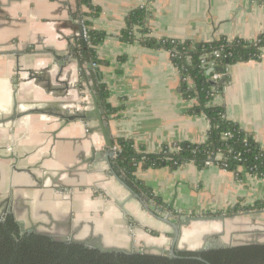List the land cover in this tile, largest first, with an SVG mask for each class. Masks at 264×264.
<instances>
[{
    "label": "crops",
    "instance_id": "1",
    "mask_svg": "<svg viewBox=\"0 0 264 264\" xmlns=\"http://www.w3.org/2000/svg\"><path fill=\"white\" fill-rule=\"evenodd\" d=\"M93 3L101 13L88 18L90 28L106 33L96 46V79L99 87L109 92L106 114L118 109L107 114L112 140L133 139L138 149L144 147L149 153L181 141L204 142L211 122L206 113L193 111L199 104L198 96L188 97L184 90L185 83L189 90L195 83L182 78L169 50L147 46L141 40L147 36L179 40L191 43L192 49L221 38L253 40L264 33V0ZM145 6L150 11L148 32L139 29L142 39L124 41L121 33L127 16ZM80 8L82 14L85 8L81 0ZM76 11L77 0H0V157L3 160L7 154L15 155L18 159L11 164L31 168L43 179L40 187L29 174L13 167V201L19 198L15 194H24L21 197L31 206L32 221L48 223L50 216L68 221L72 214L74 225L97 222L114 240L128 246L139 242L167 248L173 228L149 209L162 217L171 213L230 214L229 209L236 205L264 200V178L242 169L239 176L219 165L202 168L186 162L174 168L137 169V178L167 206L163 209L146 200L148 209L113 175L103 155L90 165L94 150L105 149L98 121L79 119L66 125L58 116L44 114L7 121L16 106L25 110L50 105L70 113L93 109ZM85 29L88 31L86 25ZM226 69V88L212 94L206 105L224 108L227 118L251 133L264 150V51L260 59L235 62ZM56 175L61 186L58 191L49 177ZM24 184L28 187H20ZM238 213L254 218L264 209ZM25 214L27 217V210ZM206 225L197 222L184 226L179 247H190L200 230L210 231V223ZM85 226L90 231V225Z\"/></svg>",
    "mask_w": 264,
    "mask_h": 264
},
{
    "label": "trees",
    "instance_id": "2",
    "mask_svg": "<svg viewBox=\"0 0 264 264\" xmlns=\"http://www.w3.org/2000/svg\"><path fill=\"white\" fill-rule=\"evenodd\" d=\"M83 20L88 28L89 41L82 47V53L93 61L96 59V46L106 33L91 29L88 18L97 17L101 9L93 0H81ZM150 11L141 7L132 11L126 18L127 26L121 33L124 41L132 42L136 35L134 28L141 26L140 31L148 32L147 23ZM147 46L165 48L177 51L173 58L178 66L182 78H190L194 88L184 85L185 95H197L199 104L193 111L207 114L211 128L207 139L202 143L177 142L179 151H171V145L163 146L158 152H146L144 147H136L135 141L129 138L114 139L116 156L112 158V167L127 184L147 201L155 202L165 209L167 206L162 199L154 195L153 190L143 180L135 175L140 166L158 168L162 166L177 167L186 162H194L199 167H207L212 161L215 165L237 173L242 171L260 178H264V150L254 139L253 135L242 129L237 123L228 119L222 107H208L211 90L216 87L224 89L226 82L213 84L208 74L209 62L215 59L219 67L260 59L264 48V33L256 40L235 39L229 42L221 38L212 42H203L192 49L189 42L171 39H156L147 36L141 40ZM220 50L222 55L215 58L213 52ZM212 74V73H211ZM186 81V80H185ZM188 88V89H187ZM109 92L102 89L103 102L107 100ZM118 109H110L107 114L115 113ZM222 153L224 157L217 158ZM242 169V171H240ZM264 200H257L249 206L236 205L229 209V213L262 210ZM219 214V213H216ZM179 257L169 255H154L142 253H126L123 251L102 252L80 243H66L55 241L51 237L34 232H23L13 215H8L0 221V264H264V245H238L233 247L211 248L201 252H177ZM202 257L204 260L198 259Z\"/></svg>",
    "mask_w": 264,
    "mask_h": 264
},
{
    "label": "water",
    "instance_id": "3",
    "mask_svg": "<svg viewBox=\"0 0 264 264\" xmlns=\"http://www.w3.org/2000/svg\"><path fill=\"white\" fill-rule=\"evenodd\" d=\"M77 16L75 17V20H77L81 27V36L83 38V45L85 46L87 41L85 39V25L84 20L81 14V8H80V0H77ZM75 48V47H74ZM72 48V49H74ZM85 61L87 62V70L88 75L86 77L88 81V87L91 90V94L94 99V107L93 109L87 111H75L73 113H70L69 110L62 111L61 109H56L52 106H46L43 105V107L34 106L30 109L25 110H19L18 106H16L15 111L10 116V118L7 121H13L15 122L17 119H20L21 117H25L32 114H44L47 116H58L61 118L64 123L67 125L73 121L82 120L83 122L89 121L91 119H94L98 121L99 123V129L103 133L104 139H105V149L103 151H97L92 153V157L90 159V165L95 163V160L100 157V155H103L106 159V161L111 165L112 167V158H113V152L112 149L114 148V141L111 138L110 135V128L108 125L107 120V114L105 105L101 96V89H104V87H99L98 81L96 79L95 74V68L93 66V60L89 56H85ZM80 63H83L82 60H80ZM224 75L222 81L220 83L225 82L227 78V69L225 67H217ZM212 69L208 70V74L211 75ZM18 81L15 80V83ZM213 84L219 83V81H213L211 80ZM15 87H17V84H15ZM1 123V122H0ZM109 150V151H108ZM101 152V153H100ZM15 161H17L18 157L11 154V156ZM16 171L23 174H29L32 178L35 179V181L40 185V187L43 185V179H39L36 177V175L32 172L31 168L23 167L18 168L15 165H13ZM113 175L117 177V179L120 181L122 185H124L129 191H131L134 196L139 199L145 207L149 209V206L147 204L146 199L135 192L128 184L127 182L119 176L118 172L114 170L112 167ZM51 178V181L53 182L52 186L55 188V190L58 191L60 186L59 182V176H49ZM28 187V185H20V187ZM19 196V198L14 202L11 200V197H2L0 193V207L4 205L3 210L1 211V218L0 221L5 219L8 214H14L16 221L20 225L23 232H34L37 234L45 235L48 237H51L55 241H63L66 243H80L84 244L90 248L98 249L102 252H112V251H123L126 253H142V254H154V255H165L169 254V256L176 258L179 257L177 252H186V251H193V252H201L203 250H209L211 248H223V247H233L238 245H264V227H257L254 230L249 231H243L245 233V240L241 243L235 244V245H218V246H209V238L213 236H218L221 234H224V231L218 232V231H204L202 232L203 241L201 239V246L195 249L189 248V247H179V241L182 235V228L184 226L192 225L193 223L197 222H207V223H215L220 222L223 227H225V223L228 219H233L235 217L240 216L242 213L234 212L233 214H206V215H174L170 214L168 217H162L155 213L153 210L149 209V211L156 217L162 219L166 223L172 226L173 228V238L171 241L170 248H162V247H154V246H145L143 249L135 250L133 247L134 245H126L123 244L120 241L114 240L113 237L109 235V232L105 230L103 226L96 224L94 221L89 222H80L79 224H75L72 222V214L70 215L68 221H59L55 220L53 216L49 217V222H33L29 213L31 210V206L26 204V202L23 200L21 196H23V193H17L15 196ZM6 201V203H5ZM150 202V201H149ZM27 210V217L26 212ZM39 211V210H38ZM170 217H174L176 221H173L170 219ZM37 219V216H35ZM32 225L27 227V223H31ZM90 225V231H88L85 225ZM157 250L159 253H154L153 250ZM200 260H204L201 256L198 257ZM208 264H211L210 262H207Z\"/></svg>",
    "mask_w": 264,
    "mask_h": 264
},
{
    "label": "rangeland",
    "instance_id": "4",
    "mask_svg": "<svg viewBox=\"0 0 264 264\" xmlns=\"http://www.w3.org/2000/svg\"><path fill=\"white\" fill-rule=\"evenodd\" d=\"M7 160L3 159L1 160L0 159V184H4V182L6 180H10V184L11 185H14L12 184L11 180H12V177L15 176V173L13 171V169L11 168L10 170V167H9V162H6ZM6 162V163H4ZM8 177V179H7ZM5 178V179H4ZM3 182V183H2ZM26 189L23 188V191H25ZM14 192H16V189H14ZM0 193L2 195V197H8L6 195L7 193V190H5V188L3 187L2 188V191L0 190ZM134 195V194H133ZM14 197V196H13ZM231 214V213H230ZM163 217H165L163 215ZM254 218H252V216H246L245 217H235L233 219H228L225 223V227H223V225L220 223V222H215V223H210L211 225V230L210 231H218V232H221V231H224V234H221V235H218V236H213V237H210L212 238L209 242V246H218L220 244L222 245H235V244H238V243H241L245 240V233H243V231H251V230H254L256 229L257 227H264V220H262L264 217V213H257L255 214V216H253ZM0 218H1V215H0ZM202 225H206V224H209L207 222H201ZM30 223H27V227H29ZM208 225H206L207 227ZM202 231L203 230H200V232L196 233L197 237H193V244L190 245L189 248H192V249H195V248H198L201 246V237H202ZM195 235V236H196ZM200 237V238H198ZM171 240L173 238V236H170ZM146 244L145 243H135L134 245V249L135 250H140V249H143L144 246ZM167 248H170V247H167ZM154 253H159L156 249L153 250ZM166 255H169V254H166Z\"/></svg>",
    "mask_w": 264,
    "mask_h": 264
},
{
    "label": "built area",
    "instance_id": "5",
    "mask_svg": "<svg viewBox=\"0 0 264 264\" xmlns=\"http://www.w3.org/2000/svg\"><path fill=\"white\" fill-rule=\"evenodd\" d=\"M140 27H141V26H136V27L134 28V33H135L136 37H138V39H142V38L144 37L143 34H141V33L138 32L139 29H140ZM85 31H86V29H85ZM85 39H86L87 42L89 41V40H88L89 37H88L87 31L85 32ZM234 40H235V39H234ZM234 40H228V41H229V42H232V41H234ZM253 40H256V39H253ZM261 49L264 51V48H263V47H262ZM170 53H171V57H172V58H174V57L178 54L177 51H170ZM213 55L215 56V58H218V57H220V56L222 55V53H221L220 50H216V51L213 52ZM209 63H210V64H209V69H212L211 80H213V81H220V80L224 77V75H223V73L217 68V67H218V63H217V61H216L215 59H213V60H211ZM185 79H188V78H185ZM226 85H227V83L225 84L224 89L226 88ZM224 89H223V90H224ZM223 90L220 91V90L217 89L216 87H213L212 90H211V93H212V94L220 93V92H223ZM116 149H117L116 146H114V148L112 149V152H113V158L116 156ZM170 150H171V151H179V150H180V147H179L178 145H176V144H173V145H171V149H170ZM222 157H224V155H223L222 153H219V154L217 155V158H219V159H221ZM208 165L210 166V165H215V164H214V162L209 161V162H208Z\"/></svg>",
    "mask_w": 264,
    "mask_h": 264
},
{
    "label": "flooded vegetation",
    "instance_id": "6",
    "mask_svg": "<svg viewBox=\"0 0 264 264\" xmlns=\"http://www.w3.org/2000/svg\"><path fill=\"white\" fill-rule=\"evenodd\" d=\"M11 156V154H7V156H3L4 157V159L5 160H7L6 162H9V167H10V170H11V168L13 169V164H11V161H13V158L12 157H10ZM0 159H1V157H0ZM3 159V158H2ZM5 179V178H4ZM7 179H8V177H7ZM1 182V181H0ZM3 183V182H2ZM5 188V190H7V193H6V195L8 196V197H11V200L13 201V193H14V189H13V193H12V190H11V187H13V185H11L10 184V180L8 181V180H6L5 182H4V184H0V190L2 191V188ZM14 188V187H13ZM5 203H6V201H5ZM3 208H4V205L3 206H1L0 207V215L2 214V210H3ZM8 215H10V214H8ZM7 215V216H8ZM11 215H13L14 216V214H11ZM6 216V217H7ZM15 217V216H14ZM36 223V222H35ZM32 225V222L30 223V225L29 226H31Z\"/></svg>",
    "mask_w": 264,
    "mask_h": 264
}]
</instances>
